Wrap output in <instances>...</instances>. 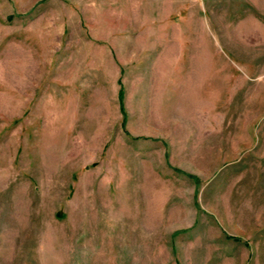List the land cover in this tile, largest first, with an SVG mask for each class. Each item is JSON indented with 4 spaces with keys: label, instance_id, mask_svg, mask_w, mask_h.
I'll list each match as a JSON object with an SVG mask.
<instances>
[{
    "label": "rangeland",
    "instance_id": "1",
    "mask_svg": "<svg viewBox=\"0 0 264 264\" xmlns=\"http://www.w3.org/2000/svg\"><path fill=\"white\" fill-rule=\"evenodd\" d=\"M0 264H264V0H0Z\"/></svg>",
    "mask_w": 264,
    "mask_h": 264
}]
</instances>
